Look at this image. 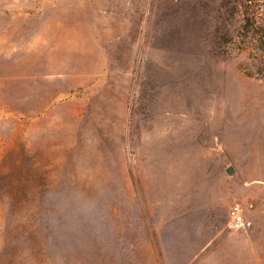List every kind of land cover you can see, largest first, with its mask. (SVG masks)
<instances>
[{"label":"rangeland","instance_id":"1","mask_svg":"<svg viewBox=\"0 0 264 264\" xmlns=\"http://www.w3.org/2000/svg\"><path fill=\"white\" fill-rule=\"evenodd\" d=\"M240 2L0 0V264H264Z\"/></svg>","mask_w":264,"mask_h":264},{"label":"trees","instance_id":"2","mask_svg":"<svg viewBox=\"0 0 264 264\" xmlns=\"http://www.w3.org/2000/svg\"><path fill=\"white\" fill-rule=\"evenodd\" d=\"M254 1V4H253ZM242 28L264 43V11L259 0H241Z\"/></svg>","mask_w":264,"mask_h":264},{"label":"built area","instance_id":"3","mask_svg":"<svg viewBox=\"0 0 264 264\" xmlns=\"http://www.w3.org/2000/svg\"><path fill=\"white\" fill-rule=\"evenodd\" d=\"M228 227L234 231H238L244 227V218L242 209L238 203L234 204L229 210Z\"/></svg>","mask_w":264,"mask_h":264},{"label":"water","instance_id":"4","mask_svg":"<svg viewBox=\"0 0 264 264\" xmlns=\"http://www.w3.org/2000/svg\"><path fill=\"white\" fill-rule=\"evenodd\" d=\"M227 173H228V174H231V173H232L231 168H228V169H227Z\"/></svg>","mask_w":264,"mask_h":264},{"label":"crops","instance_id":"5","mask_svg":"<svg viewBox=\"0 0 264 264\" xmlns=\"http://www.w3.org/2000/svg\"><path fill=\"white\" fill-rule=\"evenodd\" d=\"M92 43H93L92 45H94V42H92ZM240 238H241V237H240ZM241 242H242V241H241V239H240V245H241Z\"/></svg>","mask_w":264,"mask_h":264}]
</instances>
